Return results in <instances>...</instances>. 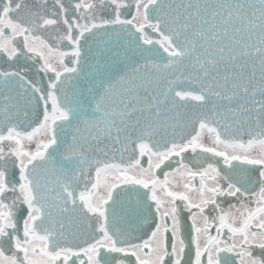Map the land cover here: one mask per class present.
Segmentation results:
<instances>
[{"label": "snow or ice", "instance_id": "obj_1", "mask_svg": "<svg viewBox=\"0 0 264 264\" xmlns=\"http://www.w3.org/2000/svg\"><path fill=\"white\" fill-rule=\"evenodd\" d=\"M0 264H264V0H0Z\"/></svg>", "mask_w": 264, "mask_h": 264}]
</instances>
